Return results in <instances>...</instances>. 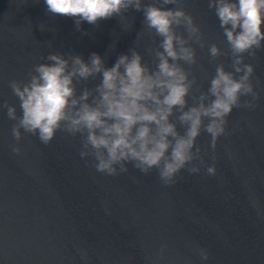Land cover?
Listing matches in <instances>:
<instances>
[{
	"label": "water",
	"instance_id": "95a60500",
	"mask_svg": "<svg viewBox=\"0 0 264 264\" xmlns=\"http://www.w3.org/2000/svg\"><path fill=\"white\" fill-rule=\"evenodd\" d=\"M144 3L161 6L158 0ZM163 7H182L200 26L205 46L192 44L197 64L190 71L193 95L207 92L218 64L234 71L230 54L216 60L208 54L213 43L228 50L214 9L208 0ZM80 29L75 18L49 13L44 0H0V104L6 101L22 116L10 82L26 81L34 65L51 63L44 59L50 52L85 61L95 52L112 67L135 48L154 69L148 49L161 38L145 28L142 11L130 9L96 25L81 22ZM177 31L187 36L183 28ZM244 56L254 66L258 98L242 96L241 103L251 100L254 107L233 109L215 151L202 132L197 145L206 165L196 174L182 170L171 186L161 183L156 169L144 174L132 164L116 176L98 173L91 158L81 159L79 136L58 131L45 145L21 129L16 141V121L0 108V264H264V48ZM100 79L82 82L78 90L94 88ZM177 128L183 134L179 123ZM213 164L214 176L206 172ZM199 249L208 252L207 261Z\"/></svg>",
	"mask_w": 264,
	"mask_h": 264
},
{
	"label": "clouds",
	"instance_id": "9594fccd",
	"mask_svg": "<svg viewBox=\"0 0 264 264\" xmlns=\"http://www.w3.org/2000/svg\"><path fill=\"white\" fill-rule=\"evenodd\" d=\"M44 2L49 13L75 18L77 31L81 22L96 25L102 19L123 17L130 9L142 11L145 28L161 39L157 48L148 49L154 69L143 63L135 48L130 49V55H120L112 67H106L95 52L87 61L79 55L65 58L62 53L50 52L44 59L51 63L34 65L26 81L10 82L22 116L6 101L0 104L7 108L9 119L16 121L11 130L16 141L22 138L21 129L38 135L45 145L58 131L79 136L81 159L87 162L91 158L98 173L116 176L126 173L127 165L132 164L144 174L156 169L161 183L171 186L182 170L196 174L206 165L197 145L202 132L210 135V147L215 151L218 139L226 135L227 117L233 109L254 107L251 100L241 103L242 96L258 98L251 82L254 66L244 62V54L255 57L256 50L264 48V0H208L228 45L222 52L213 43L208 54L212 60L230 54L234 71L218 64L208 91L197 88L198 96L193 95L196 77L190 71L197 64L192 44L203 48L204 34L182 7H163L178 5L181 0H158L161 6L144 0ZM236 74H240L238 79ZM98 76L100 83L94 88L78 90L79 84ZM174 115L175 122L171 119ZM177 123L184 128L183 134ZM12 151L19 154L20 148L13 146ZM206 172L214 176L217 169L214 164L207 165ZM198 251L202 260L209 259L206 250ZM163 253L162 247L161 256Z\"/></svg>",
	"mask_w": 264,
	"mask_h": 264
}]
</instances>
